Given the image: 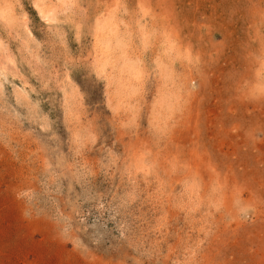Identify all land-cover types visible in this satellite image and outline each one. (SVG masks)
Wrapping results in <instances>:
<instances>
[{
	"label": "clouds",
	"instance_id": "clouds-1",
	"mask_svg": "<svg viewBox=\"0 0 264 264\" xmlns=\"http://www.w3.org/2000/svg\"><path fill=\"white\" fill-rule=\"evenodd\" d=\"M190 12L176 0H0V173L19 176L0 191L14 195L24 220L51 225L53 240L71 244L82 264H206L214 207L193 208L179 224L117 225L102 235L82 219L105 186L129 203L159 194L184 211L172 200L196 171L188 144L201 135L223 51L212 18L193 23ZM227 20L239 36L226 42L232 61L221 87L228 110L255 123L264 116V90H252L264 65V0H233ZM247 127L227 131L242 137ZM216 177L252 196L238 209L250 221L264 205V161ZM209 178L200 171L202 188Z\"/></svg>",
	"mask_w": 264,
	"mask_h": 264
},
{
	"label": "rangeland",
	"instance_id": "rangeland-1",
	"mask_svg": "<svg viewBox=\"0 0 264 264\" xmlns=\"http://www.w3.org/2000/svg\"><path fill=\"white\" fill-rule=\"evenodd\" d=\"M232 2L176 0L185 12L191 9L189 15L193 23L201 13L212 18L213 29L218 33V46L223 50L212 86L207 90L204 100L201 135L198 139L194 137V142L188 144L196 171L191 178L184 180L181 193L172 200L174 205L178 204L184 211L176 214L174 208L165 207L168 201L159 194L152 203L145 202L143 195L129 203L120 189L105 186L96 193L94 207L84 212L82 219L88 228L102 235L117 225L129 228L134 225L155 227L164 223L175 225L182 218H189L193 208L214 207L219 210L214 220L216 234L206 264H264V205H255L257 210L250 221L242 220L238 209L253 203L252 196L247 192L241 195L236 188L228 191L216 177V174L236 164H259L264 161V140L253 139L257 133L264 136V116L252 123L246 119L245 113L229 111L226 104L227 90L221 87V81L228 75L232 61L233 50L226 42L234 34L239 36L236 25L227 20V11ZM100 28L103 34L104 26ZM255 79L252 90L258 93L264 90V84L261 83L264 81V65L256 69ZM236 125L242 129L248 125L242 137L227 131ZM246 148L256 151L245 154L243 150ZM201 170L210 177L203 188L198 179ZM18 181L19 176L15 171L5 169L0 173V188L8 184L15 185ZM163 191L164 187L161 188ZM86 197L93 200L91 193H86ZM71 247L68 243L58 245L52 238L51 225L45 221L24 220L14 195L0 191V264H82L78 257L70 254ZM103 260L101 257L94 264H103Z\"/></svg>",
	"mask_w": 264,
	"mask_h": 264
},
{
	"label": "bare ground",
	"instance_id": "bare-ground-1",
	"mask_svg": "<svg viewBox=\"0 0 264 264\" xmlns=\"http://www.w3.org/2000/svg\"><path fill=\"white\" fill-rule=\"evenodd\" d=\"M101 29V28H100Z\"/></svg>",
	"mask_w": 264,
	"mask_h": 264
}]
</instances>
